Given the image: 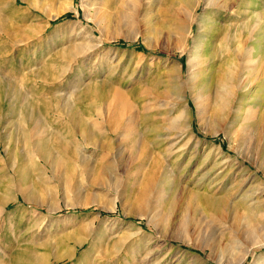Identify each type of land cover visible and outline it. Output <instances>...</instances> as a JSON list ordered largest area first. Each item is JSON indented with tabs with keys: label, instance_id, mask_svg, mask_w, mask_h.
<instances>
[{
	"label": "rangeland",
	"instance_id": "obj_1",
	"mask_svg": "<svg viewBox=\"0 0 264 264\" xmlns=\"http://www.w3.org/2000/svg\"><path fill=\"white\" fill-rule=\"evenodd\" d=\"M82 1L0 0V264H264V229L251 224L264 207V123L256 139L252 127L235 125L230 140L201 121L189 98L199 149L168 159L184 104L160 93L163 75L173 77L178 64L188 74L196 34L183 54L186 36L174 30L181 0H107L99 26ZM249 1L237 3L264 17V0ZM73 3L79 15L50 17ZM76 21L96 43L76 38ZM255 84L258 95L262 76ZM74 88L82 93L59 95ZM64 98L87 140L76 139L82 129L67 122ZM122 111L123 128L137 136L107 140L98 131ZM227 158L234 165L220 166ZM145 206L159 207L152 214Z\"/></svg>",
	"mask_w": 264,
	"mask_h": 264
},
{
	"label": "bare ground",
	"instance_id": "obj_2",
	"mask_svg": "<svg viewBox=\"0 0 264 264\" xmlns=\"http://www.w3.org/2000/svg\"><path fill=\"white\" fill-rule=\"evenodd\" d=\"M190 1L191 0H181V2H178L174 6V11L178 15V22L175 24L174 30L180 36H186V41L182 42L183 44H186L185 48L182 50L183 54L189 51L187 44L194 32V27H196V34L193 38L194 41H192L194 48L192 49L193 51H190V59L188 62V74H184L180 65L175 64V75L172 71L173 77H171V75L167 76V74L163 75L168 90L160 92L166 98L174 93L178 95L177 97H179L184 104V109L178 113L171 125V130L173 131L172 135L168 137L170 140L169 150H167L168 159L174 161H179L189 154L191 148L196 151L200 146V141H196V135L191 124L193 121L189 98H191L197 107L198 116L201 118V121L203 120L207 123L211 122L210 125L218 124L222 127L221 130L230 140L233 137L232 134L236 133V130L234 129L235 125H241L244 133L252 127L256 139V130H258L260 125H263L264 123V86L260 89V94L258 95L256 93L257 90H255L257 78L262 76V79H264L263 14L260 13L256 15L257 12L254 8H248L242 4L244 1L237 3V0H225V3L221 2L223 3V6L221 5L220 0H204V6H201V0H198L196 6ZM106 4L107 0H83L81 7L86 11V19L88 21H94V23L99 26L104 20V15H106V12H104ZM190 4L194 6V9L190 8ZM65 7H59L57 12L51 14L50 17L57 19L66 12H74L79 15L80 10L76 8L74 3L69 5V7ZM189 8L191 9L190 11ZM200 9H202V12L201 14H198ZM228 10H232L233 12L230 17H226ZM73 25L77 26L76 29L78 28V30H81V32L77 34V39H82V42L96 43V37L93 34L92 29H89L86 25L82 24L81 21H76ZM91 48V51H93L95 45ZM210 71H213V73L211 72L210 79L208 80ZM207 72L209 74H206ZM249 77L253 78V81H250ZM70 91L68 93H60L59 95L61 97L66 95L64 97L71 98L73 93L77 92L78 89L74 88ZM78 92L82 93V90H79ZM63 102V107H67L69 112L67 121L69 125L73 127L74 131L78 129V127L82 129L81 135L77 136L76 139L78 140L82 137V139L87 140V128L85 122L78 117L75 118V113H73L74 111L72 110L73 106L69 99L64 98ZM129 109L132 108L129 106ZM127 115L128 114H124L123 111L118 115L111 114L108 116V120L103 122L104 126L98 131V133L105 136L106 139L107 137L113 139L117 138L125 143L132 141V139L134 140L137 133L132 131L133 133L127 134L126 129L123 128L125 127L124 125L129 123V121L126 120ZM32 117L33 119L30 117V120L32 119L35 127L40 129L43 124L42 119L35 115ZM99 119L100 118H97L96 120L99 122ZM130 123L133 124L134 121L132 120ZM93 136L95 137L96 135ZM236 137L238 138V136ZM4 138V135L0 136V146ZM57 141H60V138H57ZM37 150H39V152L42 151L41 145L38 146ZM211 152L213 153V150H209V153ZM217 155H219V153ZM168 163L169 161L166 162V165H168L166 171H169L170 169L169 166L171 164ZM231 163L230 159L228 160L227 158L221 161L220 166L223 167L225 164L233 166L234 164ZM172 172H174V170ZM152 175L153 176H150L154 178L157 173L155 174V172H153ZM22 194L24 198H26V194ZM149 207L151 208L152 206H145V211H147ZM158 207L159 206H157V208ZM156 211L155 209H151L149 212L153 214L154 212L156 213ZM256 219L257 223L253 220V222L250 221L253 228L264 229V207L257 212ZM244 221L241 219L237 220L238 228L241 229L245 225ZM149 243L150 242H148V244ZM222 250L228 252V248ZM246 256L247 253L241 262L246 259ZM260 264H262V262Z\"/></svg>",
	"mask_w": 264,
	"mask_h": 264
}]
</instances>
